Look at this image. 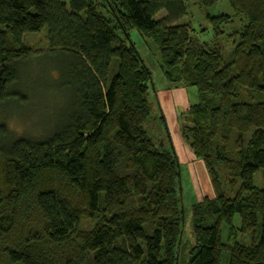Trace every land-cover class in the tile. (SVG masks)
<instances>
[{
	"label": "trees",
	"instance_id": "obj_1",
	"mask_svg": "<svg viewBox=\"0 0 264 264\" xmlns=\"http://www.w3.org/2000/svg\"><path fill=\"white\" fill-rule=\"evenodd\" d=\"M226 1L246 21L229 35L240 38L227 61L218 40L233 16L208 17L216 43L201 44L182 23L184 0H0V115L27 106L24 73L38 55L24 36L44 28L42 54L66 100L41 139L0 121V264H222L225 254L264 264V187L254 181L264 172V0ZM132 31L159 53L166 90L198 95L178 124L214 198L192 207L189 250L181 165Z\"/></svg>",
	"mask_w": 264,
	"mask_h": 264
},
{
	"label": "rangeland",
	"instance_id": "obj_2",
	"mask_svg": "<svg viewBox=\"0 0 264 264\" xmlns=\"http://www.w3.org/2000/svg\"><path fill=\"white\" fill-rule=\"evenodd\" d=\"M184 1L187 8V16L182 20V23L190 26L191 30L193 31L192 36L201 44L209 43L210 45H213L216 43L214 32L208 21V17H216L219 15L233 16V22L229 26L222 27L225 35L220 37L218 40V44L222 50L223 58L225 61H227L233 51L234 45L238 43L240 38L229 37V35L235 32H242V29L246 25V21L241 16L234 15L226 0H222L219 4L209 9L200 7L196 0ZM165 15L166 13L162 11L157 14L155 20H160ZM130 36L132 42L135 44L138 52L141 54L143 60L152 73L158 98L160 92L167 93L168 91L166 90L167 81L164 78L160 68V55L154 48L146 46L143 39L136 31H132ZM24 43L32 51L33 55H38L33 59L31 65L24 73L23 90L25 94L28 95L27 97L29 102H27L28 104L24 108L13 107L9 109L6 113L0 115V121L6 123L12 134L15 136L41 139L42 137L49 134L50 131L56 126L66 100L64 95L59 94L61 82L55 79L57 77V71L53 69L57 67L56 62L52 61L49 56H44L42 54L48 51L46 28H44L39 33L25 35ZM160 98L161 109H163L165 118L167 119V130L172 125L173 120L175 121L176 113L178 124L179 117L183 113H186L191 106L199 102L195 89L188 91L187 102L189 105L187 106L188 110L186 112L183 108L185 107V102L180 103L179 101L176 104L170 99L164 100L162 94L160 95ZM151 102L154 105L155 111V114L153 113V115L156 116V113L160 112V104H158L157 100H155L154 94L151 95ZM167 130L163 127L161 120L158 119L155 121L154 128L151 132V137L160 143L161 141L165 140V134ZM177 130L180 132L179 124L177 125ZM168 132L173 134V129L170 128V131L168 130ZM178 143L179 142L175 136L174 145L177 147V154L180 155ZM192 167L188 168L187 165L182 164L180 169L182 188L181 196L184 211V222L182 225V245L183 247L188 248V250L194 245L192 207L201 202L205 197L210 199L214 198L213 190L210 185L205 166L204 178H201L195 169L192 171ZM254 181L256 186L264 187V172L257 173L255 175ZM234 222L237 226L240 225L239 216L235 217ZM222 240L224 243H226L227 231L225 226L222 228ZM242 241L246 245H250L252 241V235L248 234L247 237L242 239ZM222 264H228L227 254L224 255Z\"/></svg>",
	"mask_w": 264,
	"mask_h": 264
},
{
	"label": "crops",
	"instance_id": "obj_3",
	"mask_svg": "<svg viewBox=\"0 0 264 264\" xmlns=\"http://www.w3.org/2000/svg\"><path fill=\"white\" fill-rule=\"evenodd\" d=\"M159 94V93H158ZM162 94L163 96V99L166 100V99H170L173 103H178L180 101V103H183L185 102V107L184 108V111L186 112L188 109H187V106L189 105V103L187 102V92L184 90V89H175V90H170V91H167V93H163V92H160L159 96H158V102L160 104V108H161V98H160V95ZM178 98V99H177ZM183 105V106H184ZM162 110V113L164 115V118H165V114L163 112V109ZM176 113V112H175ZM173 116H174V113H173ZM177 113H176V116H175V121L173 120L172 122V125L168 128V130L170 131V128L173 129V134H171V132H169V135H170V138H171V142H172V145H173V148L175 150V153L177 154V147L174 145V137L176 136L177 140H178V144H179V150H180V155L177 154V157L179 159V163L182 165H187L188 168H191L192 166V171L195 169L199 175L201 176V178H204V166H203V163L197 161L195 159V156L193 154V152L190 150V148L187 146V144L184 143L182 137H181V134L180 132L177 130ZM165 121H166V125H167V119L165 118ZM182 155V156H181ZM181 156V157H180Z\"/></svg>",
	"mask_w": 264,
	"mask_h": 264
}]
</instances>
